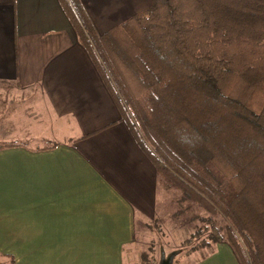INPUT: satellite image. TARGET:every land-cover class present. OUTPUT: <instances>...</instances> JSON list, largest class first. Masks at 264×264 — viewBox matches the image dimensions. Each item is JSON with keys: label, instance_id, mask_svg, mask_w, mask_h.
<instances>
[{"label": "crops", "instance_id": "0c3cea01", "mask_svg": "<svg viewBox=\"0 0 264 264\" xmlns=\"http://www.w3.org/2000/svg\"><path fill=\"white\" fill-rule=\"evenodd\" d=\"M79 1L98 34L151 4ZM0 141V264L139 263L160 178L59 0H0Z\"/></svg>", "mask_w": 264, "mask_h": 264}, {"label": "trees", "instance_id": "16d2710c", "mask_svg": "<svg viewBox=\"0 0 264 264\" xmlns=\"http://www.w3.org/2000/svg\"><path fill=\"white\" fill-rule=\"evenodd\" d=\"M59 2L166 188L228 221L185 241L207 233L201 245L264 264V0H150L103 34L79 0Z\"/></svg>", "mask_w": 264, "mask_h": 264}, {"label": "rangeland", "instance_id": "374dc122", "mask_svg": "<svg viewBox=\"0 0 264 264\" xmlns=\"http://www.w3.org/2000/svg\"><path fill=\"white\" fill-rule=\"evenodd\" d=\"M25 141L28 142V139ZM0 143L8 142L0 141ZM160 179L157 185L155 217L150 222L151 229L146 227L144 236L137 242L136 254L139 256L140 252L147 253L148 258L144 264H162L168 259L169 254L171 258L168 259L167 264H196L198 257L203 254L201 248L210 251L214 242L209 241L205 245L199 243L201 239H209L206 238L207 233L190 241L185 240L202 224L213 225L221 236H224L228 221L218 212L211 215L197 203L182 199L181 193L174 186L166 188L163 177ZM208 216L210 222H203L202 218ZM195 245H197L195 250L188 252Z\"/></svg>", "mask_w": 264, "mask_h": 264}, {"label": "water", "instance_id": "95a60500", "mask_svg": "<svg viewBox=\"0 0 264 264\" xmlns=\"http://www.w3.org/2000/svg\"><path fill=\"white\" fill-rule=\"evenodd\" d=\"M167 261H168V259L166 261H163L162 264H167Z\"/></svg>", "mask_w": 264, "mask_h": 264}]
</instances>
